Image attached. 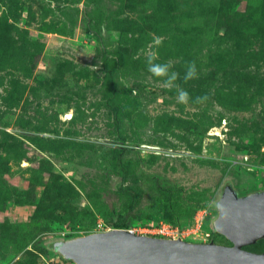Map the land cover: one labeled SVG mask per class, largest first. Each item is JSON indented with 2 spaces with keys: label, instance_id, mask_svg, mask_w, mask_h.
Returning a JSON list of instances; mask_svg holds the SVG:
<instances>
[{
  "label": "rangeland",
  "instance_id": "1",
  "mask_svg": "<svg viewBox=\"0 0 264 264\" xmlns=\"http://www.w3.org/2000/svg\"><path fill=\"white\" fill-rule=\"evenodd\" d=\"M227 183L264 189V0H0V264L116 214L200 242Z\"/></svg>",
  "mask_w": 264,
  "mask_h": 264
},
{
  "label": "water",
  "instance_id": "2",
  "mask_svg": "<svg viewBox=\"0 0 264 264\" xmlns=\"http://www.w3.org/2000/svg\"><path fill=\"white\" fill-rule=\"evenodd\" d=\"M216 212L213 229L230 245L110 229L55 241L51 249L73 264H264V253L244 249L264 239V191L238 196L227 183Z\"/></svg>",
  "mask_w": 264,
  "mask_h": 264
},
{
  "label": "trees",
  "instance_id": "3",
  "mask_svg": "<svg viewBox=\"0 0 264 264\" xmlns=\"http://www.w3.org/2000/svg\"><path fill=\"white\" fill-rule=\"evenodd\" d=\"M106 72L108 74L110 73L109 71H106ZM121 157H122V152H119L116 155V158H115L116 159L115 165L120 170L121 179H122V182H123L127 178H129V176L126 174V172L120 166ZM118 191L121 194L125 195L127 197V199H128L127 202H126V207H125V213L128 214V213H130L135 208L136 204L138 203V201H139V194H138V192L136 190H133L132 188H129V187H120L118 189ZM110 226H111L112 229H130L131 228V224L127 220V217L124 216V215H120V214H116L115 215V217L113 218V220L110 222ZM209 232H210V238H209V240H214V236L215 235L216 236H219V237H222V236L218 235V233H216L214 231V229L209 230ZM263 240L264 239H261V240L257 241L255 244L250 245V246H256V245H258ZM59 241H61V240H59ZM246 247H248V246H246ZM51 251H52V249H51ZM53 253L55 254V252H53ZM62 260H64V259H62ZM64 261H66V260H64Z\"/></svg>",
  "mask_w": 264,
  "mask_h": 264
},
{
  "label": "built area",
  "instance_id": "4",
  "mask_svg": "<svg viewBox=\"0 0 264 264\" xmlns=\"http://www.w3.org/2000/svg\"><path fill=\"white\" fill-rule=\"evenodd\" d=\"M205 219V213H202L201 211L199 213H196L195 216L193 217V225L190 226V228L192 227V231L191 233L194 234H200V242H208L209 238H210V232L209 231H202L201 230V226H202V222ZM153 235L155 237H159V238H167V239H175V238H181L183 240L188 239L187 234L188 230L183 229V230H178L177 228H171V226H167V225H159L158 227H156L155 229H153ZM194 238V237H192ZM187 241V240H186ZM195 241V240H192Z\"/></svg>",
  "mask_w": 264,
  "mask_h": 264
},
{
  "label": "flooded vegetation",
  "instance_id": "5",
  "mask_svg": "<svg viewBox=\"0 0 264 264\" xmlns=\"http://www.w3.org/2000/svg\"><path fill=\"white\" fill-rule=\"evenodd\" d=\"M262 191H264V189H262V190H258V191H254V192H257V193H260V192H262ZM251 193H253V192H251ZM238 194V193H237ZM239 196V195H238ZM209 241H213V242H215L214 240H208V242Z\"/></svg>",
  "mask_w": 264,
  "mask_h": 264
}]
</instances>
